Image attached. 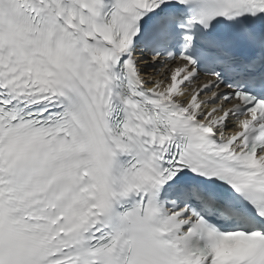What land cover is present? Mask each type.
Segmentation results:
<instances>
[{"label": "snow or ice", "instance_id": "1", "mask_svg": "<svg viewBox=\"0 0 264 264\" xmlns=\"http://www.w3.org/2000/svg\"><path fill=\"white\" fill-rule=\"evenodd\" d=\"M0 264H264V0H0Z\"/></svg>", "mask_w": 264, "mask_h": 264}]
</instances>
